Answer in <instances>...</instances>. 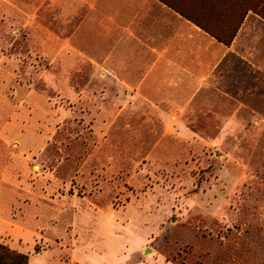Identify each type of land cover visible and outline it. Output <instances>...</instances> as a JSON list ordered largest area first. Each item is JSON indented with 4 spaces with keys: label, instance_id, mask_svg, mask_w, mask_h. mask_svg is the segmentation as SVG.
Here are the masks:
<instances>
[{
    "label": "rangeland",
    "instance_id": "obj_1",
    "mask_svg": "<svg viewBox=\"0 0 264 264\" xmlns=\"http://www.w3.org/2000/svg\"><path fill=\"white\" fill-rule=\"evenodd\" d=\"M83 3L0 0V244L32 264H264V0H163L225 42L201 29L217 57L185 73L121 54Z\"/></svg>",
    "mask_w": 264,
    "mask_h": 264
},
{
    "label": "crops",
    "instance_id": "obj_2",
    "mask_svg": "<svg viewBox=\"0 0 264 264\" xmlns=\"http://www.w3.org/2000/svg\"><path fill=\"white\" fill-rule=\"evenodd\" d=\"M82 1L85 5L93 3L91 7L94 4L104 7L102 14H105V22L108 23L104 31L110 37L122 38L121 54L131 50L133 55H141L136 49V42L154 47L151 52L156 55L155 69L185 73L184 68L194 63L203 71L210 69V59L217 57V51L210 49L213 44L210 37L204 36L207 34L200 28L165 7L163 0ZM192 47L196 48L195 52ZM203 50L206 52L203 53ZM28 264L32 262L29 260Z\"/></svg>",
    "mask_w": 264,
    "mask_h": 264
},
{
    "label": "trees",
    "instance_id": "obj_3",
    "mask_svg": "<svg viewBox=\"0 0 264 264\" xmlns=\"http://www.w3.org/2000/svg\"><path fill=\"white\" fill-rule=\"evenodd\" d=\"M172 8L175 9L180 15H182L186 19L192 20L183 10L178 8L176 9L174 6H172ZM196 24L197 26H199L200 29L213 36L217 41L224 42V40L221 39L220 36L213 34V32L204 24ZM28 260L29 259L27 255L10 250L8 247L0 244V264H28Z\"/></svg>",
    "mask_w": 264,
    "mask_h": 264
}]
</instances>
